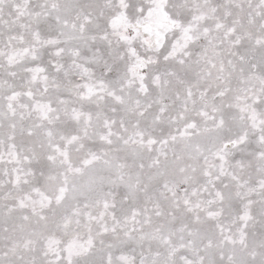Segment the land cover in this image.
I'll use <instances>...</instances> for the list:
<instances>
[{"label":"snow or ice","instance_id":"6c2138e0","mask_svg":"<svg viewBox=\"0 0 264 264\" xmlns=\"http://www.w3.org/2000/svg\"><path fill=\"white\" fill-rule=\"evenodd\" d=\"M0 264H264V0H0Z\"/></svg>","mask_w":264,"mask_h":264}]
</instances>
